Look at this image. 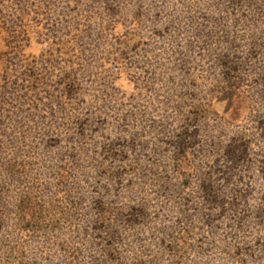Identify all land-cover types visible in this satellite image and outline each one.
<instances>
[{"label":"rangeland","instance_id":"obj_1","mask_svg":"<svg viewBox=\"0 0 264 264\" xmlns=\"http://www.w3.org/2000/svg\"><path fill=\"white\" fill-rule=\"evenodd\" d=\"M0 264H264V0H0Z\"/></svg>","mask_w":264,"mask_h":264}]
</instances>
